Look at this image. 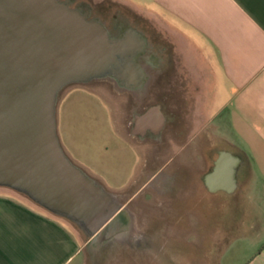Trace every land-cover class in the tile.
Segmentation results:
<instances>
[{"label":"crops","instance_id":"1","mask_svg":"<svg viewBox=\"0 0 264 264\" xmlns=\"http://www.w3.org/2000/svg\"><path fill=\"white\" fill-rule=\"evenodd\" d=\"M110 1L155 21V100L168 98L177 115L163 106L147 115L161 137L123 135L100 94L66 86L57 136L70 161L110 195L137 186L170 196L171 218L145 220L144 232L134 221L118 236H88L0 189V264H264V0ZM174 131H188L182 143ZM153 141L176 148L175 158L160 156L155 175L145 169L150 153L140 167L136 147Z\"/></svg>","mask_w":264,"mask_h":264},{"label":"water","instance_id":"2","mask_svg":"<svg viewBox=\"0 0 264 264\" xmlns=\"http://www.w3.org/2000/svg\"><path fill=\"white\" fill-rule=\"evenodd\" d=\"M128 62L124 43L110 40L104 24L70 0H0V187L88 236L120 233L113 220L128 221L117 198L60 145L56 102L66 86L124 74Z\"/></svg>","mask_w":264,"mask_h":264},{"label":"rangeland","instance_id":"3","mask_svg":"<svg viewBox=\"0 0 264 264\" xmlns=\"http://www.w3.org/2000/svg\"><path fill=\"white\" fill-rule=\"evenodd\" d=\"M70 5L72 8H81L82 10H87V15L91 19H96L100 21L108 30H112L113 26L116 24V21L113 19V15H118V18H128V23L137 28L140 31L145 33L149 45H151L152 50L155 51L157 47L158 39L156 38V25L155 21L152 18H146L145 15L133 12V10L128 7L127 5L120 4V3H112L110 0H102L101 2H97L95 0H70ZM84 12V11H83ZM72 85H80V84H71ZM89 87L93 88L100 96L106 101L108 106L111 108L112 114L114 116L116 122V128L120 131L121 134H126V123L131 111H134L139 106V99L129 96L126 93H121L123 90L118 86L114 85L113 82L107 81L106 79L95 80L88 84ZM146 103H156L155 97L152 96L149 100L145 101ZM171 101L168 103L167 108L165 110L169 111H177L175 108H172L170 105ZM146 105V104H145ZM188 131H185V135H187ZM173 133V132H172ZM190 134V133H189ZM163 135V134H162ZM166 138L164 142H168L170 139V134H165ZM164 138V137H163ZM171 140V139H170ZM149 147L147 148H139V144L136 143V147L140 150L139 161L140 167L142 163L145 161L144 155L146 153H150L151 157L147 161V168L145 167L146 171L154 175L160 172L161 165L158 164V160L160 156L163 155V158L174 154L176 148H167L165 147L161 152L160 149L156 148L154 142H148ZM166 144V143H164ZM135 145V144H134ZM163 153V154H162ZM142 177L144 178L143 174L144 167L142 168ZM166 172H170V169L164 168ZM143 180V179H142ZM145 181V180H144ZM143 181V182H144ZM141 181L137 182L140 184ZM1 190L10 191L14 195L26 199L30 201L33 205L40 207L39 205L35 204L25 195L16 192L12 189L6 187H0ZM114 196V195H113ZM117 201L121 206L128 207V210L134 215V223L138 230L143 231L145 230V220L151 222H155L156 220H164L171 218L170 212V196L166 198H161L158 196L151 188L144 189L140 193L138 188H128L126 189V193L120 196H117ZM196 203H197V197ZM189 202L192 201V198L188 196ZM42 208V207H40ZM43 209V208H42ZM45 210V209H44ZM47 211V210H46ZM49 212V211H48ZM50 213V212H49ZM52 214V213H51ZM54 215V214H52ZM56 216V215H55ZM59 217V216H57ZM63 218V217H61ZM65 219V218H64ZM67 220V219H66ZM182 228H177V234H183ZM168 257V256H167Z\"/></svg>","mask_w":264,"mask_h":264},{"label":"flooded vegetation","instance_id":"4","mask_svg":"<svg viewBox=\"0 0 264 264\" xmlns=\"http://www.w3.org/2000/svg\"><path fill=\"white\" fill-rule=\"evenodd\" d=\"M76 9L84 13L86 15V18H88L89 20H96L94 18H89L87 13L83 12L84 10H82L81 8ZM113 19L116 21V24L113 26L112 30L107 29L109 38L112 41L124 43L129 62L125 65L124 74L112 75L111 77L106 78V80L113 82L114 85L117 84V86L123 90L121 93H126L131 97L135 96L136 99H139L138 108L134 111H131L129 114L126 123V131L130 132L131 130H133V132L141 134L145 137L147 136V134L155 136L158 135L159 137H161L163 131L158 132L156 131L155 127L149 126L147 124V115L153 113L156 107L160 108L163 106V109L165 110L170 100L168 98L158 100L154 104L145 102L152 96H156L155 80L157 78L160 79L162 76L160 72H156L154 51L152 50L151 45H149L145 33L138 30L134 26L132 27V25L128 23V18H118V15L116 14L113 15ZM142 41H144V43H141ZM170 76L171 68H168L166 73H164V77L169 79ZM166 94L168 97L171 95L170 88L168 89V91H166ZM176 112L177 111H169V114L175 116L177 115ZM175 119L177 118L174 117V120ZM172 135L176 140H179L177 142L182 143L181 140L185 134L183 132L174 131ZM155 146H157L156 148L160 149L161 152L165 147H167L166 144L163 143L162 145H159L157 142L155 143ZM173 157L175 158L174 154ZM165 168L170 169L169 167ZM181 170V168H176L174 172L178 173V171ZM120 207L123 210H128V207L126 206L120 205ZM124 222V219L120 215L116 216V218L113 220L114 229L122 228V231L126 232L127 229ZM133 222L134 215L132 214L131 225H133ZM131 225L128 224V226Z\"/></svg>","mask_w":264,"mask_h":264},{"label":"bare ground","instance_id":"5","mask_svg":"<svg viewBox=\"0 0 264 264\" xmlns=\"http://www.w3.org/2000/svg\"><path fill=\"white\" fill-rule=\"evenodd\" d=\"M117 86V84H115ZM125 212V214L127 215V223L129 225H131V221H132V214L128 211V210H123ZM101 234V233H100ZM120 234H116L115 236H118Z\"/></svg>","mask_w":264,"mask_h":264}]
</instances>
